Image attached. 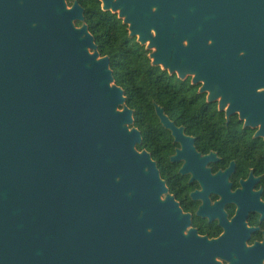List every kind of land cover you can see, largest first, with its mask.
<instances>
[{"label": "water", "instance_id": "1", "mask_svg": "<svg viewBox=\"0 0 264 264\" xmlns=\"http://www.w3.org/2000/svg\"><path fill=\"white\" fill-rule=\"evenodd\" d=\"M99 1L153 66L264 126V0ZM141 143L79 1L0 0V264H190Z\"/></svg>", "mask_w": 264, "mask_h": 264}, {"label": "flooded vegetation", "instance_id": "2", "mask_svg": "<svg viewBox=\"0 0 264 264\" xmlns=\"http://www.w3.org/2000/svg\"><path fill=\"white\" fill-rule=\"evenodd\" d=\"M168 75L196 88L206 104L187 112L154 102L156 120L145 122L143 131L137 127L139 150L150 153L165 182L163 199L172 197L180 209L179 244L190 264H264L263 124H248L219 99L208 101L192 76ZM156 104L182 128L180 136L163 125Z\"/></svg>", "mask_w": 264, "mask_h": 264}, {"label": "trees", "instance_id": "3", "mask_svg": "<svg viewBox=\"0 0 264 264\" xmlns=\"http://www.w3.org/2000/svg\"><path fill=\"white\" fill-rule=\"evenodd\" d=\"M78 1L85 8V21L100 54L110 57L115 82L125 90L127 105L134 110L136 127L143 131L145 122L156 120L154 102L166 107L185 108L187 112L188 107L206 106L201 104L196 88L175 81L168 72L153 66L149 51L136 38L129 37L127 26L116 14L101 9L99 0ZM77 25L81 23L77 22ZM142 147L139 145L138 149Z\"/></svg>", "mask_w": 264, "mask_h": 264}, {"label": "rangeland", "instance_id": "4", "mask_svg": "<svg viewBox=\"0 0 264 264\" xmlns=\"http://www.w3.org/2000/svg\"><path fill=\"white\" fill-rule=\"evenodd\" d=\"M149 51V50H148Z\"/></svg>", "mask_w": 264, "mask_h": 264}]
</instances>
